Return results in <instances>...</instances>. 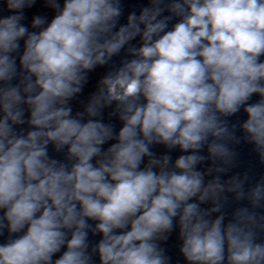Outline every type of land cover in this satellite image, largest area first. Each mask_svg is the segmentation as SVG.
Returning <instances> with one entry per match:
<instances>
[{
  "label": "clouds",
  "instance_id": "1",
  "mask_svg": "<svg viewBox=\"0 0 264 264\" xmlns=\"http://www.w3.org/2000/svg\"><path fill=\"white\" fill-rule=\"evenodd\" d=\"M0 11V264H171L174 228L186 264H264V175L222 179L242 140L264 166V0H148L123 24L122 0Z\"/></svg>",
  "mask_w": 264,
  "mask_h": 264
}]
</instances>
